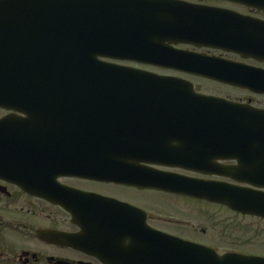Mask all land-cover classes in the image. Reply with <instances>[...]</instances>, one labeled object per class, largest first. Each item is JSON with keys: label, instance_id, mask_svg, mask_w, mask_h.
I'll list each match as a JSON object with an SVG mask.
<instances>
[{"label": "flooded vegetation", "instance_id": "flooded-vegetation-1", "mask_svg": "<svg viewBox=\"0 0 264 264\" xmlns=\"http://www.w3.org/2000/svg\"><path fill=\"white\" fill-rule=\"evenodd\" d=\"M183 1L221 11L233 33L225 47L170 46L194 59L237 65L239 70L208 71L223 81L132 65L187 80L198 93L264 114V0ZM198 80L218 89L202 92ZM63 93L60 88H0V264H131L125 262L132 257L124 251L125 238L138 235L146 224L220 255L263 261L264 125L255 136H241L254 141L252 153L215 160L225 174L140 161L137 166H92L83 175L74 166L101 136L84 135L98 131L84 128L89 123L79 111L84 106L53 101L63 99ZM170 178L195 182V195L177 191ZM207 185L236 188L240 209L202 197ZM150 195L159 199L150 201Z\"/></svg>", "mask_w": 264, "mask_h": 264}, {"label": "water", "instance_id": "water-1", "mask_svg": "<svg viewBox=\"0 0 264 264\" xmlns=\"http://www.w3.org/2000/svg\"><path fill=\"white\" fill-rule=\"evenodd\" d=\"M221 13L181 0H0V88H60L63 99L53 101L84 106L79 110L89 122L84 128L98 130L84 135L101 140L94 139L93 148H85V158L75 164L83 175L92 166H137L140 161L225 174L215 160L252 153L254 141L241 136H255L264 114L200 94L187 80L105 60L214 78L219 76L208 71L239 70L170 46L225 47L233 30ZM170 181L177 191L195 195V182ZM206 191L202 197L240 209L236 188L207 185ZM139 232L125 238L124 251L132 255L127 263L264 264L253 256L220 255L147 224Z\"/></svg>", "mask_w": 264, "mask_h": 264}, {"label": "rangeland", "instance_id": "rangeland-1", "mask_svg": "<svg viewBox=\"0 0 264 264\" xmlns=\"http://www.w3.org/2000/svg\"><path fill=\"white\" fill-rule=\"evenodd\" d=\"M124 64H128V65H132L130 62H125ZM155 71V70H154ZM156 72H162V71H156ZM195 82V81H194ZM196 85L199 87H202V92H205V93H214V90H211V89H218L215 84H213L212 82L210 81H206V80H198L195 82ZM198 87V88H199ZM124 195H128V193L126 192H122ZM150 201L152 199V197L155 198V200L157 201L159 199V196H155V195H150ZM149 197H146L145 199H149Z\"/></svg>", "mask_w": 264, "mask_h": 264}]
</instances>
